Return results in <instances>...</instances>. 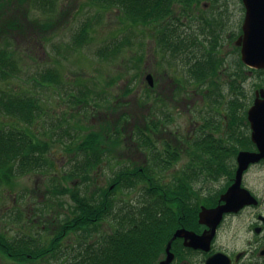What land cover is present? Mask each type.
<instances>
[{"label": "rangeland", "instance_id": "1", "mask_svg": "<svg viewBox=\"0 0 264 264\" xmlns=\"http://www.w3.org/2000/svg\"><path fill=\"white\" fill-rule=\"evenodd\" d=\"M193 4L186 0L181 3L172 0L170 11H166L161 18L140 24L127 20L118 6L110 8L108 4L99 5L91 0H0V52H6L11 60L3 65L9 74H0V90L15 96H37L39 112L27 129L37 136L41 150L43 145L46 149L44 159L47 165L44 170L18 179L40 177L46 180L44 184L50 183L54 190L50 196L54 204H50L59 218L75 206L72 194L87 197L92 192L95 182L84 180L80 174L78 177L75 175L76 166H82L84 160L73 150L89 133H103L102 122L109 116L112 124L123 118V114L129 116L126 120L128 134L120 135L119 143L123 142L122 138L130 136L134 122H141L142 125L145 119L154 116L156 119L169 117L165 127L167 133L179 131L184 126L191 125L192 131L196 126L202 127L205 134L214 136L216 142L225 140L224 145L218 141L225 152L233 147L241 150L243 144L253 148L246 114L255 99V89L264 87V74H248L250 79L247 80L239 48L226 38V33H234L235 41L240 33L244 14L242 2L194 0ZM184 18L186 22L181 25ZM13 24L17 25L16 31L11 28ZM84 28L87 39L81 43L80 33ZM19 29L20 32H17ZM174 31L176 33L172 38ZM166 38L172 43L174 41L175 45L186 42L182 48L184 52L178 53L179 59L174 49L171 50L173 55L168 56L169 49L164 44ZM213 38L220 43L218 50L213 48ZM115 46L119 48L114 50ZM207 55L210 59L213 56L216 70L206 79L196 80L188 70L198 59L206 60ZM49 72L57 74V84L40 86V77ZM228 72L232 74V80L245 88L246 100L233 108L230 103L242 99V95L234 93L239 89H233V84V90L229 87L232 82ZM150 75L157 80L163 79L164 83L159 82L158 86L167 85L166 90L159 88L157 91L156 86L153 93L147 82ZM178 82L186 86L189 101L186 106L180 102L181 92H168V86L173 87ZM75 95L82 97L80 103L75 102ZM95 99L105 111L91 105ZM243 108L246 109L244 115ZM106 112L110 115L105 116ZM230 113L232 122H228ZM15 126L23 127V123L0 111V128ZM111 129L108 126V130ZM108 130L105 126V136ZM166 139L167 136H161L158 141ZM136 141L139 140L128 141V149L118 145L113 150L117 161L138 166L142 156L133 152L132 148H137L134 145ZM145 151L148 152L147 149ZM234 157L235 153L225 158L231 160ZM132 159L136 163L129 161ZM257 170L263 177L264 165ZM53 181L54 184L51 183ZM63 181L69 192L58 197ZM101 183V187L107 188L108 180H101ZM2 187L1 203L9 207L13 203L9 195L16 193V189L11 184ZM8 191L12 193L4 197L3 193ZM125 191L120 189L112 195L117 200L116 209H119L122 199L133 197L135 201L138 195L135 190ZM71 210V218H74ZM112 224L107 220L98 229L103 233L105 229L110 230ZM66 239H73L74 244V231ZM58 261L60 264L61 261Z\"/></svg>", "mask_w": 264, "mask_h": 264}, {"label": "flooded vegetation", "instance_id": "2", "mask_svg": "<svg viewBox=\"0 0 264 264\" xmlns=\"http://www.w3.org/2000/svg\"><path fill=\"white\" fill-rule=\"evenodd\" d=\"M241 2L244 14L240 26V33L237 35L235 41L233 40L234 33H226V38L229 42L234 43L235 47L239 48L241 66L245 68L246 71L244 73L248 80V74H264V69H254L248 65L246 66L241 58V48L236 44L240 36L243 35V25L246 18V8L242 0ZM188 3L191 4L192 2ZM180 24L184 25L185 22H180ZM216 45L219 48L220 43H216ZM180 54H177L178 59ZM172 55L173 52L169 51L168 56ZM207 59H210L208 55ZM227 76H229L232 82L229 84V87L232 89L233 84L235 86L233 89L236 87L239 89L238 92H233L242 95V99L230 103L231 108H233L239 106L241 102H244V99L246 100L245 88H241L236 81L232 80V74L229 72ZM155 79L153 76L154 86H150L149 83L150 90L155 93L157 86V91L160 90L159 88L165 91L167 85H162V87L158 86L159 82L164 83V80ZM195 86L198 87L197 84ZM168 88L170 89L168 92H172L173 94L177 90L181 92V104H185L186 106L189 103L185 85L178 82V85H174L173 87L168 86ZM263 90L264 87H261L259 90L255 89V99L250 107L257 100V95L261 98L260 93ZM197 93L195 92V94ZM250 107L248 108L246 119L249 125L251 139L252 129L248 119ZM181 108L184 107L181 106ZM245 112L246 109L243 108V115ZM228 120L232 122L231 113L228 116ZM169 121V117L168 119H156L153 116L148 121L144 120L142 125L141 122H137L140 124L138 127L136 125L137 123L134 122V129L129 132L130 136L124 139L122 138L123 142L121 143H119L121 137L112 139L108 131L109 134L107 133L106 135L107 139L103 141L104 155L102 159L97 161L98 158H93L90 163H83L82 166L78 167L79 173L76 177L80 174L84 180H91L92 183L95 182L91 187L92 192L89 196L85 197L81 195L82 198H86L84 201H92L94 205L95 203L98 205L104 202L105 207H107L108 204H112V207L116 209L117 204L115 203L117 200L112 195L116 194L120 189L126 190L125 193L133 190L132 188L127 189L124 186V182H121L123 177L130 178L131 175H136V171L143 174L145 178L148 177V173H159V182L162 185V195L164 196L163 203L169 207V212L173 213L165 215V218H170L175 221L173 228L167 230L168 234H171L168 242L178 230L199 236L204 235V233L211 234L212 231L214 233L213 239L210 241L209 249H194L185 244V237L174 240L171 249L174 259L170 264H206L209 258L219 254L223 256H219L215 264H264V176L261 177L259 170H257L259 166L264 165V159L260 162L250 164L245 169L240 177V188L236 190L237 196L234 203L228 204L223 199L236 183L237 173L239 171L238 154L241 150L258 152L253 139L250 141V144H253V148L247 146L246 149H241L236 157L231 160L225 157L226 155L231 157L237 148L233 147L231 151L225 152L224 146H220L218 142L220 141L224 145L225 140H218L217 146L220 149L221 155L218 160L210 161L208 160L207 152H195L194 148L197 147V144L209 142L211 138L216 141L213 135L205 134L206 131L199 126H196L192 131L190 129L191 125L184 126L179 131H170L167 133L166 131L168 130L165 128L167 125L164 122L168 123ZM148 122L152 126V129H149V131H151L153 142L155 146L157 145L156 148L160 144L157 151L163 154V156L160 159H157L156 156H151L150 150L149 152L143 150L145 147L140 145V141H136L134 145L137 148L133 147V152H137L142 156V159L138 162V166L132 167L130 163L125 164L120 162L122 160L117 161V158L114 157L113 150L115 151L118 145L128 149V141L134 142L138 140L135 134L148 131ZM127 123L117 122L115 124H109L108 126H111L113 128L112 130L119 135L125 133L124 136H126L128 134L126 131ZM226 130L229 131V128ZM161 136H167V139L164 142H159L158 139ZM167 148L170 149L167 150ZM123 150L125 149L123 148ZM202 154L204 155L203 161ZM199 155L201 161L198 160V162H195L194 159ZM129 161L132 164L136 163L134 159ZM113 163H116V165H113ZM10 168H14L15 170L16 166H9L5 171ZM30 175L31 173L17 175L7 180V182H0V189H3L2 186L4 184L6 186L11 184L16 189V193L9 191L3 193L4 197L12 193L9 197H11L13 203L9 207L3 206L1 203L3 197L0 192V264H59L58 260L61 261L60 264H63L62 260L66 262L65 254L68 252L70 256L73 251L74 240L66 239L72 234L73 230L68 235L66 234L67 230H65L73 226L71 220L75 218H71L72 208L65 212L66 215L61 214L62 217L59 218L56 216L55 211L51 207L52 204H50V202H53L50 200V196L54 192L51 187L52 185L50 183L44 184L43 182H46V180L40 177L37 179H18L19 177L24 178ZM101 180H108L107 188L100 186L102 184ZM51 183L54 184L55 181ZM145 184L144 181L143 183L137 184V188H135L136 193H138L136 199L141 200V194L147 186ZM62 185L61 191H56L58 192V197L59 194L63 196V193L69 192V189H66L67 187L64 181ZM54 188L58 190L57 186ZM123 203L130 205L134 203V198L129 199L127 197L126 200L122 199L119 207ZM227 206L228 209L226 210ZM219 207L225 209L220 217L214 214L213 216H209V219L201 221L203 210L213 211V209ZM66 221L68 223H65ZM110 221L113 223L109 227L111 231L116 220L112 219ZM99 224H105V221L101 220ZM61 230L65 231L63 234L64 238L61 241H56L57 233ZM14 239H16V242H14ZM187 241L189 242L188 239ZM168 242L166 243L165 250ZM165 258L166 253L164 252V257L159 262Z\"/></svg>", "mask_w": 264, "mask_h": 264}, {"label": "trees", "instance_id": "3", "mask_svg": "<svg viewBox=\"0 0 264 264\" xmlns=\"http://www.w3.org/2000/svg\"><path fill=\"white\" fill-rule=\"evenodd\" d=\"M91 1L99 5L108 4L110 8L111 6H118L120 10H123L126 18H128L127 20L141 24L161 18L166 11H170L172 0ZM175 1L176 3L182 2V0ZM186 2H192L191 4H193L194 0H186ZM11 28L16 31L17 25L13 24ZM17 32H20V29ZM175 33L176 31L172 33V38H174ZM80 35L82 43L87 39L85 28ZM165 41L164 44L168 46L169 51L174 49L177 54L184 52L182 48L186 45L185 41L179 42L178 45H175L174 41L172 43L169 38H166ZM216 46L215 39L213 48L218 50ZM118 48L119 46H115L113 49L116 50ZM212 53L215 56L214 50ZM213 56H210L211 59ZM8 57L6 52H0V74H9L3 66L11 62ZM198 60L193 67L194 69L190 67L188 71L194 79L204 80L216 70L214 68L215 62H213V59ZM40 78V86L48 83L54 86L58 82L57 74L52 72L44 74ZM73 97L77 98L75 100L76 103L81 102L82 97L77 95ZM92 101L95 102L97 100ZM38 107L39 99H37V96H15L14 94H8L5 90H0V111L17 118L23 123V127L0 128V182H7V180L17 175L42 171L46 167L47 161L44 159L46 149L43 145L41 150L37 136L27 129L34 123L35 114L39 112ZM123 118L126 121L129 116L123 115ZM108 120L102 122L103 133H89L87 138L78 143L75 150H73L75 154H79L83 158V163L88 164L93 158H98L97 161L102 159L104 155L103 141L107 139L104 128ZM149 128L152 129V126L149 125ZM135 137H138L140 145L144 146L148 152L150 149L151 156H156L157 159L163 156L157 151L158 149L152 141V134L142 132L135 134ZM196 146L194 151L207 152V157L210 161L218 160L221 155L217 142L212 140V138L209 142L200 143ZM169 149L167 148V150ZM243 149H246L245 145ZM239 152L240 150L237 149L234 151L235 155ZM203 156L202 154V161L204 160ZM199 158L201 157H196L194 161L198 162ZM9 166H16V169L10 168L5 171ZM76 168L79 170L78 167ZM147 175L148 177L146 176L147 178H145L143 174L136 171V175H131L130 178L125 176L121 179L127 189L132 188L135 190L137 184L143 183V181L147 186L141 194V200L136 199L130 205L123 203L117 210L112 207V204H108L107 207H105L104 202L98 205L95 203L94 205L92 201H84L86 198H82L81 195L72 194V198L75 201V206L72 208L75 219L71 220L73 226L65 230H67V235L73 230L76 240L70 256L68 252L65 254L66 262H63V264H158L164 257L166 243L171 237L167 230L173 228L175 221L165 218V215L173 213L169 212V207L163 203L162 185L159 182L160 174L151 172ZM112 219L116 220L113 229L111 231L105 229L101 233L102 231L100 232L98 229L101 226L99 222L101 220L106 222ZM65 223H68V221ZM64 232V230L58 231L56 241H61L64 238ZM14 242H16V239H14Z\"/></svg>", "mask_w": 264, "mask_h": 264}, {"label": "water", "instance_id": "4", "mask_svg": "<svg viewBox=\"0 0 264 264\" xmlns=\"http://www.w3.org/2000/svg\"><path fill=\"white\" fill-rule=\"evenodd\" d=\"M243 5L246 8L245 23L243 25V35L237 40L236 44L241 48V58L243 63L254 69H264V0H242ZM150 86H154L153 76L147 77ZM261 98L257 95V100L254 105L250 107L248 113V119L250 127L252 129L251 139H253L256 144L258 152L245 151L242 150L237 159L239 160V168L237 173L236 183L230 192L223 197L228 204L234 203L237 196V189L240 187V177L242 176L245 169L249 167L250 164L260 162L264 159V90L261 91ZM228 209V206L226 210ZM225 209L219 207L213 209V211L203 210L201 214V221L209 219V216L216 214L221 216ZM214 233L211 234L204 233V235L199 236L186 231H176L174 237L168 242L167 248L165 250L166 258L159 262L158 264H170L174 256L171 252L172 243L174 240L185 237V244L198 249H209L210 241L213 239ZM189 240V242L187 241ZM219 256L216 255L207 260L206 264H215L216 259Z\"/></svg>", "mask_w": 264, "mask_h": 264}, {"label": "bare ground", "instance_id": "5", "mask_svg": "<svg viewBox=\"0 0 264 264\" xmlns=\"http://www.w3.org/2000/svg\"><path fill=\"white\" fill-rule=\"evenodd\" d=\"M185 19H186V18L183 19L184 22H186ZM183 21H182V22H183ZM149 89H150V88H149ZM91 105H93L95 109L97 108L98 110H99V109H102V111H105L104 106L101 105V104H99V103H96V101H95V102H92ZM107 110H109V109H107ZM104 114H105V116L110 115V113H107V112L104 113ZM123 115H124V114H123ZM149 119H151V118H149ZM145 120L148 121V119H145ZM229 121H230V120H228V122H229ZM118 122H126V121H124L123 118L121 117L120 120H119ZM126 123H127V122H126ZM164 123H165V125H167L166 122H164ZM109 124H112L111 119H110V116H109L108 123H107V125H106V126H107V130H108V125H109ZM147 124H148V127H147V130H148V131H147V132H149V133L151 134V131H149V129H151V128H149V125H151V124H149V122H148ZM144 126H145V124H144ZM144 126H143V127H144ZM108 131L110 132V136L112 137V139H118V137L120 136L118 133L114 132V130H112V129H111V130H108ZM116 136H117V138H116ZM246 139H247L248 141H250L249 138H246ZM141 146H142V145H141ZM145 149H146V148H144L143 150H145ZM76 167H79V166H76ZM78 173H79V170L77 169L75 175H77Z\"/></svg>", "mask_w": 264, "mask_h": 264}]
</instances>
